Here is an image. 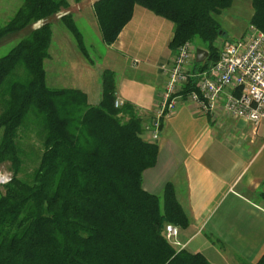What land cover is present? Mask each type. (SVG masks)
Listing matches in <instances>:
<instances>
[{
	"label": "trees",
	"instance_id": "obj_1",
	"mask_svg": "<svg viewBox=\"0 0 264 264\" xmlns=\"http://www.w3.org/2000/svg\"><path fill=\"white\" fill-rule=\"evenodd\" d=\"M233 1L94 0L92 9L105 45L117 40L138 5L173 24L170 49L199 43L208 59H216L214 42L223 34L218 19ZM250 6L249 24L264 33V0H250ZM68 7L67 0H22L0 27L1 39L42 22L0 57V91L6 97L0 162L14 169L0 196V264H212L201 253L174 247L162 234L165 223L186 229L189 220L172 184L162 196L143 189L142 173L156 164L158 146L142 137L143 120L130 103L114 107L115 72L102 71L96 105L79 89L47 86L43 62L49 57L51 17L60 15L82 56L95 62L73 16L63 14ZM20 66L25 77L14 78ZM200 66L194 61L193 72ZM194 85L190 78L183 95ZM29 124L40 129L43 140L27 182L16 174L20 133ZM260 196L264 201V193ZM254 264H264V254Z\"/></svg>",
	"mask_w": 264,
	"mask_h": 264
},
{
	"label": "crops",
	"instance_id": "obj_2",
	"mask_svg": "<svg viewBox=\"0 0 264 264\" xmlns=\"http://www.w3.org/2000/svg\"><path fill=\"white\" fill-rule=\"evenodd\" d=\"M173 31L170 21L136 5L113 44L105 45L99 31L102 51L92 56L94 64L66 28L52 31L45 77L49 72L51 87L79 89L96 105L102 71H114L116 99L134 107L143 120L142 137L152 141L147 127L175 54L169 48ZM156 143V164L142 173V187L162 196L172 184L189 220L186 229L179 228L178 248L201 253L212 264L256 263L264 254V123L254 128L221 106L202 114L181 99L162 119Z\"/></svg>",
	"mask_w": 264,
	"mask_h": 264
},
{
	"label": "built area",
	"instance_id": "obj_3",
	"mask_svg": "<svg viewBox=\"0 0 264 264\" xmlns=\"http://www.w3.org/2000/svg\"><path fill=\"white\" fill-rule=\"evenodd\" d=\"M197 48L188 41L175 51L161 103L147 127L152 141L158 139L162 119L181 99L193 103L202 114H212L221 106L228 116L254 128L264 123V33L249 25L242 37L222 44L216 59L207 57L193 72ZM190 78L195 79L194 90L183 95ZM121 104L114 101V107ZM177 234L174 225L164 226L165 238L178 247Z\"/></svg>",
	"mask_w": 264,
	"mask_h": 264
},
{
	"label": "rangeland",
	"instance_id": "obj_4",
	"mask_svg": "<svg viewBox=\"0 0 264 264\" xmlns=\"http://www.w3.org/2000/svg\"><path fill=\"white\" fill-rule=\"evenodd\" d=\"M69 7L64 10V13H70L74 18L76 27L83 37L84 44L91 57H95L98 52L102 51V44L99 40V28L97 26L96 18L92 9L94 0H67ZM22 6V0H0V27L5 25ZM252 13L250 0H234L231 7L222 12L219 17L223 34L220 35L214 42L215 47L219 51L225 41L236 40L244 35L243 32L250 24L249 19ZM60 15H56L47 19L51 24L52 31L58 32L64 30V25L59 20ZM93 22V23H92ZM42 22H36L29 28L5 35L0 39V57L7 54V52L22 38L26 37L30 30L37 28ZM96 23V24H95ZM69 33V32H68ZM71 35V33H69ZM73 37V36H72ZM74 39V38H73ZM53 43V42H52ZM197 47H201L199 43ZM203 48V47H201ZM205 49V48H204ZM92 57V58H93ZM50 63V62H47ZM14 78L22 79L25 77V71L22 66L15 72ZM50 73L47 74V86L50 84ZM53 88V87H51ZM6 97L0 91V113L4 110V102ZM30 126V124H29ZM28 126V127H29ZM2 130H0V139ZM43 134L40 129L34 124L28 129H23L20 133L19 158L21 160V167L16 174V177L21 178L27 182L31 180V175L35 167L38 165L39 158L42 152ZM14 176V169L9 161L0 162V196L4 193V186ZM168 224L165 223L164 226ZM178 229L179 228L175 226ZM162 234L164 235V227ZM177 234V242L180 246L179 236ZM165 237V236H164ZM177 248V246L173 245Z\"/></svg>",
	"mask_w": 264,
	"mask_h": 264
},
{
	"label": "water",
	"instance_id": "obj_5",
	"mask_svg": "<svg viewBox=\"0 0 264 264\" xmlns=\"http://www.w3.org/2000/svg\"><path fill=\"white\" fill-rule=\"evenodd\" d=\"M208 57V51L203 48H197L195 52V62L202 63Z\"/></svg>",
	"mask_w": 264,
	"mask_h": 264
}]
</instances>
